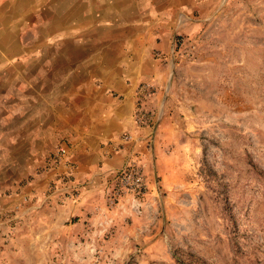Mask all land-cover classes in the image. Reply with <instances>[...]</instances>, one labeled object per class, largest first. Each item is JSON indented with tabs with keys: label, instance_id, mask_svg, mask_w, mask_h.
<instances>
[{
	"label": "rangeland",
	"instance_id": "1",
	"mask_svg": "<svg viewBox=\"0 0 264 264\" xmlns=\"http://www.w3.org/2000/svg\"><path fill=\"white\" fill-rule=\"evenodd\" d=\"M0 264H264V0H0Z\"/></svg>",
	"mask_w": 264,
	"mask_h": 264
},
{
	"label": "built area",
	"instance_id": "2",
	"mask_svg": "<svg viewBox=\"0 0 264 264\" xmlns=\"http://www.w3.org/2000/svg\"><path fill=\"white\" fill-rule=\"evenodd\" d=\"M148 85H143L139 91V101L148 98L152 92ZM135 118L137 121L141 122L145 119V116L138 110ZM146 185L144 184V178L142 176V171L135 163H128L124 168H122L117 175L115 186L112 189V194H110L111 201L115 199H120L122 196H128V194L135 196H144Z\"/></svg>",
	"mask_w": 264,
	"mask_h": 264
},
{
	"label": "crops",
	"instance_id": "3",
	"mask_svg": "<svg viewBox=\"0 0 264 264\" xmlns=\"http://www.w3.org/2000/svg\"><path fill=\"white\" fill-rule=\"evenodd\" d=\"M133 84L132 82L127 83H119L117 90L119 91V95H122L124 98L122 100V103H127L128 107L125 110V112H113L111 115V118H114L116 123L112 126L110 130L107 132H110L111 134H106L101 136L100 141L105 140L107 141H114L116 142L117 136L123 133L131 132L133 134L137 133L136 128L132 122V114H133ZM112 124L114 121H111ZM122 155H125L124 152H120L118 156H115L113 158L111 166L114 168L119 167V162L122 159Z\"/></svg>",
	"mask_w": 264,
	"mask_h": 264
}]
</instances>
